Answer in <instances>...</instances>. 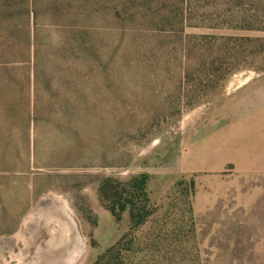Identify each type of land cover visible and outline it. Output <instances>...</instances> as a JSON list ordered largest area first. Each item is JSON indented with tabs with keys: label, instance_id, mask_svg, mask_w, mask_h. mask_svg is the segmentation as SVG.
I'll use <instances>...</instances> for the list:
<instances>
[{
	"label": "rangeland",
	"instance_id": "obj_1",
	"mask_svg": "<svg viewBox=\"0 0 264 264\" xmlns=\"http://www.w3.org/2000/svg\"><path fill=\"white\" fill-rule=\"evenodd\" d=\"M31 10L102 13L72 53L38 19L33 82ZM263 130L264 0H0V264H95L129 232L100 182L139 174L155 213L111 264H264Z\"/></svg>",
	"mask_w": 264,
	"mask_h": 264
},
{
	"label": "trees",
	"instance_id": "obj_2",
	"mask_svg": "<svg viewBox=\"0 0 264 264\" xmlns=\"http://www.w3.org/2000/svg\"><path fill=\"white\" fill-rule=\"evenodd\" d=\"M183 4L191 3V0H180ZM180 12L175 16H163L159 20L165 22L167 25L173 23L175 17H180L181 21H185L186 12L184 6L179 8ZM131 13V12H130ZM130 17H136V14H130ZM85 14V15H84ZM82 17L89 24L90 19H95L99 16H102V13L98 12H87L84 13ZM29 18H31L30 23L32 26L28 29V44H29V64L31 66V75L37 81L40 77L41 72L44 69L43 60H41V55L43 53L42 45L46 46L45 53L49 55V59L46 58L49 62L51 61V55L57 56L59 51L57 47H53L52 45L45 44L44 38L42 40L41 31L44 29L40 28L38 24V19L42 18L40 22L42 25H47L46 30L54 31L57 34L63 32L64 34H69L66 38H71L72 40H66L63 43V50L69 51L72 53L73 51H81L80 46L85 45L81 40L83 37H89L90 35H96L90 29H85L86 27H90L88 24L80 27L79 24L73 23L75 16L74 13L64 14L62 11H43L39 13L37 10H31L28 13ZM69 16V17H67ZM128 16V14H127ZM113 18L115 22L122 21L121 14L116 12L113 14ZM55 21V22H54ZM89 21V22H88ZM126 21V20H125ZM156 21L155 23H157ZM30 26V24H29ZM255 28L254 26L248 27ZM83 28V29H82ZM92 28V27H91ZM252 28V29H253ZM51 29V30H50ZM84 32V33H83ZM93 33V34H92ZM89 34V35H88ZM41 41V42H40ZM78 46V47H77ZM54 50V53L48 54L47 50ZM52 66V65H51ZM6 71H12L16 69L15 67H10L8 63L6 66L2 68ZM36 84V83H35ZM40 112V109L36 105H33L31 115L36 117ZM264 131V130H263ZM8 148V142L5 139H0V159L4 156V151ZM4 166L0 162V170H3ZM148 175L147 174H139L134 177H131L128 180H119L114 177H104L99 185V194L101 201L103 202L106 209L111 213V215L115 218L116 221H120L124 214L127 213L129 216V232H127L119 241H117L111 248H109L103 255H101L95 264H111L112 261L116 258V254L119 255L122 251H131L132 240L128 241V236L143 227L149 219L155 213L154 205L151 203V199L148 192ZM195 182L193 180L190 181L189 187L194 189Z\"/></svg>",
	"mask_w": 264,
	"mask_h": 264
},
{
	"label": "crops",
	"instance_id": "obj_3",
	"mask_svg": "<svg viewBox=\"0 0 264 264\" xmlns=\"http://www.w3.org/2000/svg\"><path fill=\"white\" fill-rule=\"evenodd\" d=\"M254 79V78H253ZM252 80V79H251ZM250 81V80H249ZM248 82V81H247Z\"/></svg>",
	"mask_w": 264,
	"mask_h": 264
}]
</instances>
